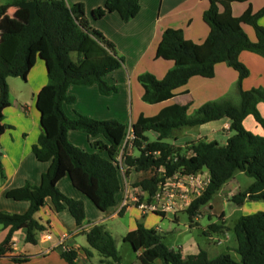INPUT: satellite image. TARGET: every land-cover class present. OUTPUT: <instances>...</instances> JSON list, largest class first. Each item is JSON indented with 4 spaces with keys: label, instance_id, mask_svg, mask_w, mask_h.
I'll return each mask as SVG.
<instances>
[{
    "label": "trees",
    "instance_id": "trees-1",
    "mask_svg": "<svg viewBox=\"0 0 264 264\" xmlns=\"http://www.w3.org/2000/svg\"><path fill=\"white\" fill-rule=\"evenodd\" d=\"M207 1L209 6L202 19L209 32L203 42L197 44L186 40L180 29L163 31L155 58L171 61L173 67L162 80L148 73L138 76L137 81L144 89L142 101L157 104L171 99L174 91L190 78L211 79L215 65L224 63L237 73L236 91L240 105L208 102L193 115L187 114V106L175 105L161 110L155 117H140L132 124L135 135L133 150L138 156L125 155L123 162L128 170L144 174L136 185L141 187L144 193L142 201L147 204L152 202L159 184L175 172L194 175L206 171L209 174L206 189L184 210L189 222L236 172L252 178L253 182L229 200L238 207L245 201L264 202V137L243 127L244 119L252 116L264 129V119L257 110L259 103L264 104V87L242 89V81L248 77L249 71L238 59L242 52L264 59V28L258 24L260 18L264 19V6L256 13L249 7L240 17H234L231 4L251 0ZM140 7V0H104L102 7L92 11V18L98 20L108 13H116L123 22H128L137 15ZM11 8L26 13V22L19 30H13L10 21L4 19ZM243 25L252 28L255 41L248 38ZM0 47L10 58L7 60L0 56V137L6 129L3 111L10 105L7 79L18 77L25 80L39 59L45 65L47 83L35 99L41 134L32 146V153L39 161L51 160V167L42 175L40 186L25 184L10 193L15 199L28 201L30 208L22 216L0 214V225L10 227L0 244L1 258L10 252L11 235L17 229H24L26 240L35 243L34 230L43 228L32 219V215L39 210L45 198H50L57 212L67 208L78 227L83 224V203L67 198L56 187L66 174L98 209L105 211L115 204V195L120 190L117 156L127 126L115 120H94L82 115L69 118L63 111L64 103H74V98L67 95L71 85H96L102 95L115 93L117 88L109 85L104 77L122 66V58L116 55L112 43L89 25L82 4L67 5L65 0H8L0 4ZM221 119L229 121L232 133L224 143L192 142L186 147L191 151V156L187 157L167 141L177 130ZM69 131H81L91 137L103 136L109 146L101 142L94 146L99 151H106L108 157L73 146L67 138ZM148 132L157 135L154 141H149ZM221 219L210 223L207 231L218 233L224 230L225 222ZM231 230L239 262L229 254L209 259L204 250L183 260L178 249L167 247L155 230L140 224L122 241L128 243L134 253L140 252L138 259L141 264H154L157 259L163 264H264V213L240 216ZM84 235L88 245L84 249L86 258H90V250H94L101 258L99 264H121L115 240L104 225H93ZM57 251L67 264H77L75 251L60 247ZM28 259L27 256L10 258L14 264H24Z\"/></svg>",
    "mask_w": 264,
    "mask_h": 264
},
{
    "label": "crops",
    "instance_id": "crops-1",
    "mask_svg": "<svg viewBox=\"0 0 264 264\" xmlns=\"http://www.w3.org/2000/svg\"><path fill=\"white\" fill-rule=\"evenodd\" d=\"M65 2L67 5L82 4L89 25L111 42L116 55L122 58V66L104 77L109 85L117 88L115 93L102 95L96 85L69 86L67 95L74 98V103L63 104V111L67 117L74 118L77 115H82L94 120H115L128 127L136 123L140 117H155L161 110L175 105L187 106L188 115H193L199 107L208 102L217 104L230 102L236 107L240 105V96L236 91L237 73L224 63L215 65L214 77L211 79L198 76L190 78L184 86L174 91V96L171 99L157 104H147L142 101L144 89L137 81L138 76L148 73L157 80H162L173 67L171 61L155 58V51L164 30L180 29L186 40L197 44L206 39L209 29L204 23L202 15L209 6L207 0H140L139 12L128 22H123L116 13H108L102 18L94 20L92 11L102 7L104 0H65ZM263 6L264 0L232 3L231 13L234 17H240L249 7L253 13H256ZM4 19L10 21L13 30H19L26 22V13L20 9L11 8L4 15ZM258 24L264 28V19L260 18ZM242 29L251 41H255V35L250 26L243 25ZM0 56L7 60L10 59L9 55L4 53L3 47H0ZM238 59L249 71L248 77L242 81V89L264 87V59L250 52L240 53ZM46 83L45 65L39 59L25 80L18 77L7 79L10 105L3 111V124L6 129L0 137L1 215L22 216L27 214L30 208L29 202L15 199L10 196V193L22 188L25 184L40 186L42 175L51 167V160L39 161L32 153V146L36 144L41 134L40 115L35 106V99ZM257 109L264 119V104L259 103ZM251 118L250 116L246 117L243 125L252 129L255 135L264 137V130L261 128L263 132L259 131V128L256 127V124H259ZM177 131H179L178 134H173L170 144L174 148L182 150L181 154L187 157L191 156V151L186 150V147L192 142L198 140L217 142V134L220 133L225 136V140L220 143H224L231 136L227 119L182 128ZM153 135L156 139L157 135L155 133ZM67 138L73 146L85 152L97 153L104 158L108 157L106 151H99L94 146L96 142H101L106 147L109 146L101 135L91 137L81 131H69ZM126 155L137 157L138 153L131 149L126 152ZM133 175L135 173L128 170L126 166L118 170L120 190L115 195V204L102 211L86 194L72 184L69 175L66 174L56 183V187L67 198L83 203L85 214L83 224L78 227L67 208L57 212L50 198H45L39 210L32 215V219L43 228L34 230L35 243L26 240L24 229L13 231L10 239L11 250L0 258V264H14L10 260L13 256L29 257L24 264H67L57 251L59 247L63 250L75 251L77 264H99L101 258L96 251L90 250V258H86L84 253V249L88 247L84 233L96 224L104 225L112 235L121 258V264H123L117 244L127 233L133 231L140 224L147 229L155 230L158 234L161 231L163 219L167 215L171 222L177 223V212L185 210L180 209L173 213L161 214L142 212L137 205L144 202L142 201L144 193L141 187L136 185V182L132 183ZM232 180L233 177L223 185L225 186L223 193L226 200L241 191L237 182H235L237 184L235 189L226 186ZM251 202L253 201H245L239 208L248 205L246 210L252 212L256 204H247ZM210 216H215L216 222H219L220 217L224 222L226 219L222 211L207 213L209 223L202 233L211 242L205 246L201 245V247L190 236L182 245L176 247L183 260H186L190 255L197 254L199 250H204L209 259L227 254L220 253L218 248L228 241L229 237L227 235L221 238L214 236H218L225 229L218 233L207 231V226L210 223H216L210 220ZM196 219L197 217L189 223V228L198 225ZM9 230L10 227L4 228L0 225V244L4 241ZM167 247L172 248L171 246ZM226 248L229 249V247ZM134 255L136 262L134 261L132 264H141L138 259L140 252L134 253ZM154 264L163 263L157 259Z\"/></svg>",
    "mask_w": 264,
    "mask_h": 264
},
{
    "label": "rangeland",
    "instance_id": "rangeland-1",
    "mask_svg": "<svg viewBox=\"0 0 264 264\" xmlns=\"http://www.w3.org/2000/svg\"><path fill=\"white\" fill-rule=\"evenodd\" d=\"M7 1L8 0H0V4H4ZM10 15H11V13H10ZM253 88H258V87H252L250 89H253ZM250 118H251V116H250ZM252 118H251V120H253ZM244 125H243V127L246 131L255 135V132H253L252 129H248ZM256 127L259 128L258 129L259 131H262V129H263L262 127H260L257 124H256ZM178 132L179 131L174 132L173 134L177 135ZM146 135H147L149 141L155 140L153 133H147ZM230 135H232V133ZM223 140H225V136L220 134V133L217 134V142L220 143V141H223ZM168 142L172 143V140L169 139ZM142 177H144V174L135 173V175L132 176V180H133L132 183L134 184L135 182L140 180ZM235 182H237V184L240 187L239 189L242 191L248 185H250L253 182V179L245 176L242 173L236 172L233 176V180L230 181L228 183V185H226V186H230L231 189H235L237 187V184ZM224 188H225V186H223L214 195V197L210 201L209 205H205L200 209L201 212H206V213H204V214L203 213L201 214V212L199 213V215L200 214L201 215L197 216V219H196L198 225L194 228L188 227L190 222H189L188 215L185 211L177 212V214H176V216L178 218L177 223L171 222L169 215H167L163 219V224L161 225V231L158 232V235H160V237L162 238V242L166 246H171L173 249H177L176 248L177 246L182 245L191 236L195 239V241L197 242L198 245H200V246L201 245L202 246L207 245L208 242L210 243L211 241L208 240V238L205 237V235H203V233H202L203 229H205L206 225L209 223L207 213H210V212L211 213L212 212L213 213H219L220 211H222V212H224V215L226 216V219H225V227L226 228L223 232L219 233L218 236L217 235H214V236L221 238V237L227 235L229 237V240L226 241L222 246H220L218 248V250L220 251V253L229 254L235 262H239L240 256L235 251L236 240H235L234 234L231 230L233 223L242 215H250V214H253L256 212H263L264 211V203H262L261 201H253L251 203H247V204H256L255 208L253 207L252 212H250V211L248 212V210H246L248 208V205L244 206L245 208L243 207L240 209L239 208L240 206L238 207L234 203H232L230 200H226L224 193H223ZM210 207H211V209H209ZM210 218H211L210 219L211 221H215V222L217 221V218L215 216H210ZM117 245H118L117 247H118L119 253L123 259V264H132L136 258H135V255H134L130 245L128 243H124L123 241L118 242ZM226 247H229V249H227ZM233 248H234V250H233Z\"/></svg>",
    "mask_w": 264,
    "mask_h": 264
},
{
    "label": "built area",
    "instance_id": "built-area-1",
    "mask_svg": "<svg viewBox=\"0 0 264 264\" xmlns=\"http://www.w3.org/2000/svg\"><path fill=\"white\" fill-rule=\"evenodd\" d=\"M135 141L134 131L129 125L122 141L117 156V165L124 167V157L128 150L133 149ZM157 156L158 153H153ZM163 171V168H160ZM209 183V174L206 171L194 175H184L175 172L164 182L160 183L150 204L141 202L137 205L142 212L173 213L180 209H186L191 201L200 196ZM137 202V201H135Z\"/></svg>",
    "mask_w": 264,
    "mask_h": 264
}]
</instances>
